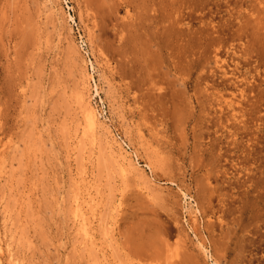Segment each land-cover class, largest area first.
Instances as JSON below:
<instances>
[{"label":"rangeland","instance_id":"1","mask_svg":"<svg viewBox=\"0 0 264 264\" xmlns=\"http://www.w3.org/2000/svg\"><path fill=\"white\" fill-rule=\"evenodd\" d=\"M0 264H264V0H0Z\"/></svg>","mask_w":264,"mask_h":264},{"label":"bare ground","instance_id":"2","mask_svg":"<svg viewBox=\"0 0 264 264\" xmlns=\"http://www.w3.org/2000/svg\"><path fill=\"white\" fill-rule=\"evenodd\" d=\"M80 96V95H79ZM81 96H83L82 94H81ZM80 96V97H81ZM86 105V104H85ZM85 105H83V109L84 108H86V109H84L85 110V113H84V115L82 114V116H84V123H86L85 124V127L87 128V129H89L90 131H93V129L95 128V126L97 125L96 123H98V122H96L97 121V119H96V115H95V111L93 112V110H92V108L89 106V104L88 105H86V107H84ZM83 113V112H82ZM108 131V130H107ZM107 131H106V133H107ZM109 132V131H108ZM121 149V148H120ZM120 155H121V152L119 153ZM120 155H118V156H120ZM119 159H123V157H122V155H121V157H119ZM121 161V160H120ZM123 162H124V160H122ZM121 163V162H120ZM122 164H124V163H122Z\"/></svg>","mask_w":264,"mask_h":264}]
</instances>
